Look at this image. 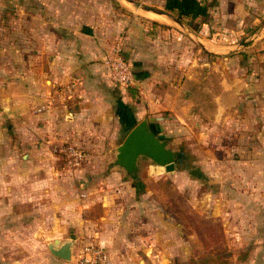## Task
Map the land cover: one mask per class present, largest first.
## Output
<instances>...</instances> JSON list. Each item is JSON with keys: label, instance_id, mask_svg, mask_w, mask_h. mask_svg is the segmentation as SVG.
I'll use <instances>...</instances> for the list:
<instances>
[{"label": "crops", "instance_id": "obj_1", "mask_svg": "<svg viewBox=\"0 0 264 264\" xmlns=\"http://www.w3.org/2000/svg\"><path fill=\"white\" fill-rule=\"evenodd\" d=\"M25 2L13 0L5 8L0 3V238L10 239L0 243V253L17 251L12 237L24 233L32 238L37 231L59 238L54 241L74 239L77 247L87 241L100 243L113 264H120L124 252L131 257L138 251L141 258L129 264H149L148 257L152 264H160L161 258L172 263L174 247L167 250L150 230L142 233L145 226L135 218L145 205L140 186L124 181L107 165L101 178V163L113 157L146 118L157 124L164 117L166 121L157 125L171 148L189 152L191 142L208 135L206 121L238 115L245 92L253 88L251 76H263L252 71L249 57L237 55L253 53L258 42L250 41L255 36L245 40L247 46L238 40L246 30L260 26L264 0H216L214 5L211 0H177L174 10L191 21L179 17L184 28L167 18L172 24L120 17L95 0ZM215 13L212 23L198 25ZM4 14L12 16L11 22L2 20ZM211 29L218 33L207 40ZM205 41L218 42L220 57V92L212 115H206L204 107L195 109L189 90L206 79L203 69L210 61L201 44ZM116 43L123 45L133 70L140 73L130 88L114 85L103 65ZM235 59L243 61L244 75L233 71ZM70 83L76 84L73 94L58 99L57 90ZM38 108L44 110L37 113ZM63 143L86 149L91 161L74 175L67 171L70 177L48 176L55 172L53 145ZM159 202L153 198L160 209Z\"/></svg>", "mask_w": 264, "mask_h": 264}, {"label": "rangeland", "instance_id": "obj_2", "mask_svg": "<svg viewBox=\"0 0 264 264\" xmlns=\"http://www.w3.org/2000/svg\"><path fill=\"white\" fill-rule=\"evenodd\" d=\"M12 1L0 0V3L5 8ZM95 1L98 5L112 7L114 15L118 14L120 17L125 15L132 19L136 16L152 22L160 20L172 24L167 19H154L150 12L141 8L147 6L191 23L185 13L174 10L177 0ZM170 1L174 4H170ZM19 3L26 2L19 0ZM215 3L216 0L210 2L211 5ZM217 15L210 14V18L202 19L198 25L205 21L212 23ZM2 20L9 23L12 16L4 14ZM246 32L238 40L241 45L247 46L249 41L245 43V40L253 35L255 37L250 43H258L251 48L253 53L248 55L246 51L237 55L249 57L252 71L263 76L259 79L251 76L253 88L245 92L241 100L245 104L244 109L237 116L218 122L211 118L205 122L208 124V135L188 146L191 172L179 168L174 173H167L165 169L143 160L140 179L135 182L132 178L125 177L122 171L114 170L120 173L124 181H132L140 186L139 197L143 198L145 205L136 210L135 218L145 226L142 233L150 230L157 241L165 242L167 250L172 249L174 253L172 263H169L166 255H162L166 259L161 258L160 264H256L258 261L259 264H264V15L260 19V26L252 27ZM214 33L218 32L211 29V35L206 39L213 40L211 36ZM216 43L218 42L201 43L207 50L205 57L210 61L203 69L206 79L204 83L200 80L189 87L195 109L201 111L204 107L206 115H212L214 99L220 92V79L217 75L220 57ZM197 47L195 49L199 48ZM242 62L241 59H235L233 71H240L238 74L244 75L246 71L242 70ZM163 121L166 119L161 116L157 124ZM4 150L6 149L3 148ZM51 154V165L55 172L48 176L67 177L64 163L53 152ZM115 158L116 150L113 157L102 161L104 171L100 173L101 178L105 176V166ZM37 164L43 166L42 163ZM39 175L36 174L35 177ZM153 198L157 202L161 199L160 209L153 205ZM40 231L42 232L41 229ZM253 231L255 236L251 235ZM55 239L59 238L40 235L37 231L32 238L24 233L21 236L18 234L16 238H11V244L18 243L17 251L0 253V264H70L59 261L50 254L47 243ZM61 239L67 240V237ZM9 241V238H0V243L8 244ZM170 246L174 248L169 249ZM125 255L128 256L124 252L120 264L136 263L141 258L139 251L131 257ZM148 258L147 263L152 264Z\"/></svg>", "mask_w": 264, "mask_h": 264}, {"label": "water", "instance_id": "obj_3", "mask_svg": "<svg viewBox=\"0 0 264 264\" xmlns=\"http://www.w3.org/2000/svg\"><path fill=\"white\" fill-rule=\"evenodd\" d=\"M141 8L146 12L163 16L184 28V23L168 12L147 6ZM193 38L198 41L197 37ZM139 75L140 73H136L137 77ZM188 156L185 150L172 149L170 141L161 133L160 126L146 118L129 132L123 144L116 149V158L107 167L109 170H120L125 177L138 182L142 171L141 161L148 160L155 167L165 169L167 173H174L179 168L191 172ZM48 248L54 257L74 264L77 249L74 239L49 242Z\"/></svg>", "mask_w": 264, "mask_h": 264}, {"label": "built area", "instance_id": "obj_4", "mask_svg": "<svg viewBox=\"0 0 264 264\" xmlns=\"http://www.w3.org/2000/svg\"><path fill=\"white\" fill-rule=\"evenodd\" d=\"M103 65L108 70L110 80L114 85L130 88L136 84V73L127 60L121 43H116L106 54ZM75 87V83L60 87L57 90V98L65 99L67 95H72ZM43 110L38 108L35 111L41 113ZM53 153L64 163L66 171L73 175L91 161V154L86 149L70 143L53 145ZM82 198H86V195L83 194ZM74 260V264H113L105 247L94 241L82 242L76 249Z\"/></svg>", "mask_w": 264, "mask_h": 264}, {"label": "trees", "instance_id": "obj_5", "mask_svg": "<svg viewBox=\"0 0 264 264\" xmlns=\"http://www.w3.org/2000/svg\"><path fill=\"white\" fill-rule=\"evenodd\" d=\"M179 19V18H178ZM180 20V19H179ZM194 31H198V27H193ZM187 264H191V263H187Z\"/></svg>", "mask_w": 264, "mask_h": 264}, {"label": "bare ground", "instance_id": "obj_6", "mask_svg": "<svg viewBox=\"0 0 264 264\" xmlns=\"http://www.w3.org/2000/svg\"><path fill=\"white\" fill-rule=\"evenodd\" d=\"M153 14H155V13H153ZM156 15V14H155ZM158 16H160V15H158ZM160 17H162V18H164L165 19V17H163V16H160ZM166 20V19H165Z\"/></svg>", "mask_w": 264, "mask_h": 264}]
</instances>
